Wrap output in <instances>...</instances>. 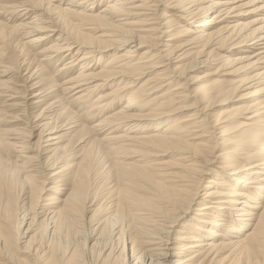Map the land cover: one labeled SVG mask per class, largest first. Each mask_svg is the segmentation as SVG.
<instances>
[{
  "label": "bare ground",
  "instance_id": "obj_1",
  "mask_svg": "<svg viewBox=\"0 0 264 264\" xmlns=\"http://www.w3.org/2000/svg\"><path fill=\"white\" fill-rule=\"evenodd\" d=\"M65 1H69L68 7L59 8ZM104 2L97 12L95 9ZM160 6L164 11L183 14L172 16L192 27L183 29L194 34L190 40L172 45L177 37L164 30L170 27L161 23L168 17L164 12L159 14ZM245 8L250 10L242 12ZM0 15L10 17L5 19L6 24L0 22V42L5 50L20 55L18 70L27 74L22 76L26 82L22 90L32 93L26 100L22 91L8 86L12 78L8 76L17 70L5 65L7 53L0 51V132L21 154L34 152L36 156L31 158L38 160L36 168L44 170V178L48 176L46 171H54L49 179L56 185L54 199L47 198L48 205L33 211L32 201L24 203L28 197L24 198L23 192L35 190L31 182L34 177L22 178L23 173L1 155L0 264H264V0H0ZM250 15L254 18L234 24L240 16ZM133 16L135 22H127ZM75 20L80 24L72 22ZM84 22L106 34H86L91 29H86ZM137 26L148 29L133 31ZM166 37L170 38L163 41ZM46 41L50 45L40 48ZM220 41L233 42L244 55L229 64L245 63L243 69L256 72L236 88L250 85L247 89L257 97L240 110L243 115L253 114L243 119L245 122L238 121L242 119L238 112L231 114L232 120L231 115L207 119L213 105L230 102V95L235 94V90L226 89V81L208 80L192 91L185 89L188 78L184 84H176L183 76L175 64L186 60L185 48L200 43L207 50L216 46L203 55L206 59L197 62L205 66L222 56L212 55L221 47L217 45ZM143 49L146 51L140 53ZM113 53L114 57L97 72L99 60ZM35 59L57 66L56 73L38 79V67L23 69ZM115 65H120V71H114ZM182 68L184 73L193 66L188 62ZM60 92L71 94L72 101L98 93L89 109L95 119L100 118L93 128L109 134L133 128L152 131V136L140 139L139 147L153 155H181L184 158L177 160L188 165L177 163L174 167L164 161L156 164L167 166L160 172L143 168L135 174H122L128 189L119 191L118 197L98 206L88 217L87 210L96 205L102 179L108 176L104 175L107 165L94 162L91 154L96 150L91 148L85 165L73 171L72 187L64 186L62 163L67 155L53 156L61 147L62 134L74 132L80 120L76 112L65 107L55 112L58 105H63L62 98L53 100ZM146 96L163 101L143 116L140 114L150 106ZM41 98L46 100L43 109L34 117L25 113L26 105L29 108L43 102L38 100ZM191 98L192 104L186 105ZM8 112L18 113L6 119ZM17 121L21 126L15 128ZM226 122L227 127L215 139L228 147L222 145L226 150L223 156L211 157L224 163L220 172L213 171L209 165L214 163L205 164L208 141L204 140L217 137L215 132L207 137L208 130L218 131L216 126ZM9 123L12 129L7 127ZM170 130L172 135L164 134ZM35 131L38 139L33 146L29 139ZM223 137L226 139L220 140ZM104 139L116 143L132 140L115 135ZM217 141L214 145L219 146ZM254 189L259 193L254 195ZM64 195V201L58 202L56 197ZM195 205L199 208L193 209ZM182 215L191 218L174 231L175 238L170 237L166 224L179 225V220H184Z\"/></svg>",
  "mask_w": 264,
  "mask_h": 264
},
{
  "label": "rangeland",
  "instance_id": "obj_2",
  "mask_svg": "<svg viewBox=\"0 0 264 264\" xmlns=\"http://www.w3.org/2000/svg\"><path fill=\"white\" fill-rule=\"evenodd\" d=\"M204 1H208V0H204ZM107 2V1H106ZM106 2L101 3L95 10L98 12L99 10H101V8L104 6V4H106ZM47 3V2H46ZM68 3L69 1H65L63 3H61L58 7L61 9H64L65 7H68ZM136 4V3H135ZM168 3H166V1H164V5H167ZM74 5H70L72 10H77V8L73 7ZM246 10H250L249 8H245L242 10V12H246ZM162 12H164V17H168L165 21L161 22L162 24L166 23L168 27H170V29H164V30H169L172 31L170 32V34H175L177 39L175 43H172V45L174 46H178L182 43H186L188 40H190L194 34H187V32L189 29H192L191 26H189L188 24H186V20H181L178 18H174V16L172 15H181L183 16L182 13H179L178 10H165L162 6L159 7V14H162ZM58 18V15H56ZM10 17L7 16L6 18L3 17L2 15H0V22L3 23H7L5 19H9ZM59 18H61L59 16ZM134 16L131 17L129 19V21L127 22H135ZM254 16L250 15V16H240L236 22L234 24L237 23H243V22H247L248 20L253 19ZM29 21V20H28ZM71 21V20H70ZM27 22V21H26ZM73 23H75L76 25L80 24L78 22L80 21H72ZM203 22V20L201 19V23ZM60 23L62 24V21L60 20ZM19 24V22L17 23ZM84 27H86V29H91V30H87L85 31L86 34L90 35V36H94V37H98L101 36L103 37L106 33L104 30H101L98 26H93V25H89L88 23L84 22L83 23ZM129 27L127 26L126 29H128ZM146 28H141V27H134L132 30L133 31H145ZM184 29V30H183ZM183 30V31H182ZM138 34V33H136ZM182 36V37H179ZM22 37V36H21ZM17 38V37H16ZM167 38L170 37H166L163 39V41H166ZM51 42L46 41L40 48H44L48 45H50ZM218 46H221L219 48L218 51H215L212 53V55L214 56L215 54H221L222 56L220 58H216L215 61H212L210 64H205V66H200L197 64L198 61L202 60V59H206V57L203 55L206 54L208 51L215 49L216 46L214 48L210 47L208 48V50L206 48L203 49L204 43H200L197 46L194 47H189V48H185L183 50L186 51L188 50L187 56H185L183 62L175 64L176 65V69L179 71V73L182 72V78H179L177 80V85H182L185 83V78L190 79V81L186 84L185 89L192 91L194 89H197L199 87H201L202 85H204L206 83V81H226V89L229 91H236L234 95H230V102H227L225 104H215L213 105V108L211 110H209L206 115L208 116L207 119H210L209 121H213L216 118H222L228 115H231L234 112H238L237 114H239V117H242L241 120H238L240 122H245L243 119L252 116L253 114H247V115H243L244 112L240 111L244 108H246L247 106H250L252 103L255 102V99L257 97H254L253 95L255 93H252L251 89H247L250 85H247L246 87H242L241 90L236 89L238 86H240V84L243 82L244 80L247 79L248 77L253 76L254 74H256V72H252V71H247L246 69H243L242 67L245 65V63H239L236 62L235 64H229L232 62V60H239L242 59L244 57L243 54H241L240 52H238L239 48H234L233 47V42H228V43H223V41H220L217 43ZM191 48H194L192 50H189ZM146 49V48H145ZM143 49L140 51V53H144L146 50ZM203 49V50H202ZM201 54L199 56L198 52L201 51ZM0 51H6L7 55L3 58V61L5 63L6 66L15 68L16 74H11L8 77L12 76V78L9 80L8 86L10 88L18 89L20 91H22L24 93V99L28 100L32 93L29 90H25V92L22 90L23 87L26 85V82L24 81V77L22 76H26V72H23L20 74L21 70H18V63L20 60V55L16 52H13L12 50L8 49L5 50V48L3 47L2 43L0 42ZM143 51V52H142ZM112 57H114V53L105 56L104 60H99V67L97 68V72L100 71L101 69L104 68L105 64H107L108 60L112 59ZM196 57V58H195ZM36 58V57H35ZM195 58V59H194ZM228 59V63H225L226 60ZM28 61H30V58L28 59ZM177 61V60H175ZM190 65L193 66L192 68H187L185 69L184 73H183V68L182 65H184L185 63H188ZM45 62L43 61H38V60H34L33 63H29L23 67V69L28 68V69H34V68H39V72H37L36 76L38 77V79H44L45 76H50V75H54L56 73V69L57 66H49V65H44ZM225 64V65H224ZM62 65V63L60 64ZM120 66V65H119ZM118 65H115L114 67V71H120V68ZM19 76H21V78H19ZM189 76V77H188ZM144 81V80H143ZM127 82V81H126ZM124 82V83H126ZM120 84V83H119ZM118 85V84H115ZM115 87V86H114ZM138 87H136L135 89H137ZM114 89V88H113ZM246 89V90H244ZM198 90V89H197ZM171 91V90H170ZM107 92V91H106ZM86 92H83L82 95H85ZM102 94V92H99ZM163 92H161V94H163ZM194 93V91L192 92ZM249 93V94H247ZM97 96H99L98 93ZM92 94L89 96H83L80 97L79 100L77 101H72V97H70L71 94H65L64 92H60L57 95L54 96L53 100H55V97H59L62 98L63 101V105L60 107V105H58L55 109V112H58V110H60V108L65 107L68 111H73L76 112V116L79 118L80 120V126H78L74 132H71L70 135L69 134H62L65 132H61L62 134V142L60 144V148L59 150L54 154L53 158H57L59 156H64L67 155L66 159H64L62 166H63V170H64V174L65 175V180L63 181V184L65 187H67V189H70L72 187V174L73 171L78 169L81 165H85V162H87V154L90 152V149L93 148L94 152H92L91 156L92 158L95 157L94 162L95 163H104L107 165V169L104 173V175L108 174L106 179H102V182L100 184V187L102 186L101 189H99V195L97 196V202L96 205H94L90 210H87V212H89V214L87 215L88 217H90L92 214H94V212L97 210L98 206L100 205H105L107 203H109L110 201H112L113 199H115L116 197H118V192L122 191L124 189H128L127 187H124V183H123V177L122 174L127 175V174H135V171H138L140 169L145 168L146 171L148 172H160L161 169H167V166H158L156 165L158 162H164V161H168V164H174L173 166L175 167V164L180 163V164H186L185 161H178V158H184V157H174L173 154L164 156L161 154L158 155H153L154 153H147V151H145L144 149H142L141 147L138 146V144L141 142V138H144L143 136H152L153 132L149 131V130H138L137 128H133L132 130H130V126L127 128L129 130H125V131H118L115 134H109L110 131L108 132H99L97 131L95 128H93V125L98 121L97 118L95 119L92 116V112H89L90 109V104L92 102H94V100L96 99V95ZM247 94V95H245ZM245 95V96H243ZM153 97L154 96H150L149 98L146 96V99L149 103V107L147 108V110H144V112H142L140 115L145 116L147 113L154 111L159 104L163 101V100H156L153 101ZM45 98H41L38 100H42L43 102H39L36 103L34 105L28 106L26 105V112L31 115V117H34L39 111L40 109H43L46 105H44V103H46V100H44ZM91 99V100H89ZM67 101V102H66ZM71 101V102H70ZM127 100H125L124 102H122L121 104H119L118 106L114 107V110L111 112L116 111L120 106L124 105L126 103ZM157 102V103H155ZM193 99L191 98V100L186 104V105H190L192 104ZM49 103V102H48ZM47 103V104H48ZM2 108H0L1 111ZM10 114H5L6 116H4V118L8 119V117H12V114H17L18 112H8ZM23 113V112H21ZM27 114V115H28ZM49 114V113H47ZM109 114V112H108ZM107 114V115H108ZM235 114V113H234ZM23 115V114H22ZM43 115H45L43 113ZM188 115V114H187ZM200 115V114H199ZM199 115L197 117H199ZM26 116V114H25ZM202 116V115H201ZM2 117L1 113H0V118ZM233 116H229V119L232 120L234 118H232ZM25 117H21L20 119H24ZM201 119V118H200ZM199 121V120H197ZM16 126L15 128L20 127L21 126V122L17 121L16 122ZM228 123H224V124H220L217 125L216 129H219L218 131H213V129H209L207 134V137H210V133L215 132V136L217 137H212L209 140H204V141H208L207 142V148L205 149L204 152V157L205 159V164L206 166H208L211 163H214L213 166L209 165V168H213V171H219L220 172V168L222 167L224 161H218L215 159H212L211 157L213 155L215 156H223L225 153V147L226 143L224 141H220L218 142L217 139L220 135V131L223 130L225 127H227ZM12 123H9L7 125V127L12 129ZM1 129V128H0ZM20 129V128H18ZM173 130H170L169 132H166L164 134H168L169 136L172 135ZM38 132H33L32 136L30 137L29 140H31L30 144L31 145H36V141L38 139ZM109 134V135H108ZM199 134V133H198ZM121 136V137H128L132 140H126V141H121V142H113L110 140H106L104 139L105 137H112V136ZM81 144H79V142L81 141ZM190 139V138H189ZM207 139V138H205ZM221 139H226L225 137L220 138ZM27 140V139H26ZM94 140H97L98 142H93ZM215 141H217V143H219V146L214 145ZM224 142V143H223ZM79 144V145H78ZM224 144V146H222ZM46 144H43V146ZM32 146V147H33ZM228 147V146H226ZM34 148V147H33ZM112 151H109V150ZM61 150V151H60ZM27 151L23 152L22 154L19 152V148H15L13 146H11L10 142L8 141V138H6L4 136V134L2 132H0V157L2 155L3 159L8 160L9 162L13 163L14 165L12 167L16 168V170H19L20 172H22L23 177H34L31 178V182L34 183L36 185V188L33 192H31L29 189L24 190V198H27L24 200V203H29L30 201L33 202L34 206H33V211H36L38 209V207H42L44 205H48L50 202H46L47 198H52L54 196V194H52V190L54 189V187L56 185H53L52 183L53 180H50L49 177L53 174L54 171H46L45 174H48V176H46L44 178V175L42 174L44 170H40L39 168H36L37 163L36 161H38L35 158H31L32 156L35 157V153L34 152H30V154L27 155ZM21 156V158H20ZM44 157V156H42ZM29 158V159H27ZM44 158H42L43 160ZM176 160V161H175ZM3 161L0 158V162ZM191 164V163H190ZM188 165V164H186ZM202 165V164H201ZM243 165H245L243 163ZM35 166V167H34ZM200 168L202 169L203 166H200ZM175 172H179L180 170H175V169H171ZM34 171V172H33ZM37 173H36V172ZM206 171V170H205ZM220 174V173H219ZM67 176V177H66ZM207 177V175L205 176ZM30 179V178H29ZM168 185V184H166ZM258 186V185H256ZM256 188V187H255ZM33 189V188H32ZM255 190V189H254ZM4 192H7V187L4 186ZM120 193V192H119ZM202 193V192H201ZM259 193L257 190H255L254 195ZM113 195H115L113 197ZM23 198V199H24ZM58 198V199H57ZM66 198V196H58L56 197L58 202H63L64 199ZM20 199V198H19ZM22 199V200H23ZM54 199V198H52ZM86 199H89V195H87ZM244 201H246L247 199H243ZM88 201V200H87ZM113 202H116V200H114ZM87 203V202H86ZM85 203V204H86ZM86 206H89V204H86ZM46 207V206H45ZM52 207H55L52 206ZM197 209L199 208L198 206H194L193 209ZM127 209L129 210V212L132 214L130 208L127 207ZM105 211H109V210H105ZM261 210L256 211V214L260 213ZM254 212V211H253ZM179 213H181L179 211ZM86 214V213H85ZM83 215H80V217H82ZM184 215H182L181 217H183ZM106 217V216H104ZM191 218V215H188V217L185 219V217H183L182 219L184 220H179V225L178 223L176 225H171L170 223H167L166 226L170 227L167 230L170 232V237L175 238L176 234L174 231H178L180 230L179 228L182 227V225L184 226V224L187 222L188 219ZM232 217V221H233ZM247 218V217H245ZM250 218V217H248ZM234 225V224H233ZM27 226L23 227L22 232L25 231ZM221 233H224L225 231H223V229L220 230ZM174 232V233H173ZM106 233V232H105ZM133 236H135V232L132 231ZM173 233V234H172ZM40 232H38L36 234V238L39 236ZM231 234H229L228 236L230 237ZM35 238V239H36ZM35 243H39V241H35Z\"/></svg>",
  "mask_w": 264,
  "mask_h": 264
}]
</instances>
